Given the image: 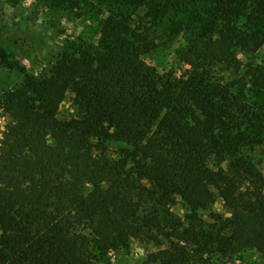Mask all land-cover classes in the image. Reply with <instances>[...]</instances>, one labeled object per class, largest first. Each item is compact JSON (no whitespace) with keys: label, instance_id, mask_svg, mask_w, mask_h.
<instances>
[{"label":"trees","instance_id":"1","mask_svg":"<svg viewBox=\"0 0 264 264\" xmlns=\"http://www.w3.org/2000/svg\"><path fill=\"white\" fill-rule=\"evenodd\" d=\"M81 1L103 13L97 37L67 44L44 73L19 59L27 31L0 41V68L24 75L0 92V264H99L151 230L167 243L161 264H215L237 248L264 262V62L239 58L264 47V0H211L219 24L191 34L181 75L144 56L157 17L184 2L66 0ZM67 92L77 115L62 120ZM215 195L228 216L206 228Z\"/></svg>","mask_w":264,"mask_h":264},{"label":"rangeland","instance_id":"2","mask_svg":"<svg viewBox=\"0 0 264 264\" xmlns=\"http://www.w3.org/2000/svg\"><path fill=\"white\" fill-rule=\"evenodd\" d=\"M82 2V1H81ZM184 5L170 7L161 14L152 25L155 30L157 46L144 56L146 68L155 72L171 71L176 75L184 74L188 66L180 55L191 44L192 33H211L218 26L219 19L212 16L211 0H180ZM80 11L71 9L66 0H0V41L8 37L16 26L27 31L25 41L17 47L19 59L26 66L28 74H40L47 71L57 60L64 47L79 39L91 40L98 35L103 13L89 5L81 3ZM145 8H139L142 16ZM145 20V18H142ZM243 63L248 61L263 63L264 47L255 54L239 53ZM24 75L8 73L0 68V92L19 84ZM261 100L264 101L262 95ZM77 115L73 95L67 92L58 109V118L70 119ZM9 124L7 116H0V140ZM110 154L115 156L118 145H111ZM255 156L263 158L264 149L258 148ZM88 188V187H87ZM172 214L186 223L187 205L180 195L175 196L171 206ZM212 215L228 216L222 200L215 195V201L208 210L201 211L206 228L214 224ZM161 232L151 230L141 239H132L128 248H117L108 254L107 261L99 264H161L153 254L166 246ZM215 264H264L260 254L251 248L235 249L224 257L214 260Z\"/></svg>","mask_w":264,"mask_h":264}]
</instances>
